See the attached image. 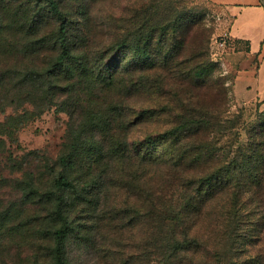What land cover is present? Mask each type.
<instances>
[{
  "label": "trees",
  "instance_id": "16d2710c",
  "mask_svg": "<svg viewBox=\"0 0 264 264\" xmlns=\"http://www.w3.org/2000/svg\"><path fill=\"white\" fill-rule=\"evenodd\" d=\"M94 2L0 0V93H12L29 84L47 101L62 94L66 101L61 105L74 119L67 132L68 151L55 161L49 187L43 189L33 175L19 180L20 202L12 210L0 212V226L10 223L11 236L29 233L38 221L23 208L47 207L51 225L38 227L37 234L54 243L48 262L68 264L66 241L76 228L70 220L76 202L70 200L79 192L73 175L104 160L105 169L97 175L101 178L120 159L133 156L140 165L135 212L142 241H172L174 253L195 252L209 241H218L226 223L231 253L238 241L252 242L242 224H250L255 234L264 231V199L258 189L264 176V114L253 125L246 146L224 149L217 136L210 138L224 122L213 121L212 115L192 102L167 99L159 108L141 110L123 105L136 92L161 90L163 82L158 78L152 82L148 75L162 67L168 70L171 65L190 62L182 78L197 87L208 84L218 65L204 44L189 58L183 57L185 30L187 40L202 11L193 5L180 8L162 0H139L128 18L111 20L117 38L94 53L87 20ZM25 121L23 115L12 116L2 123V131L17 140ZM153 123L161 129L130 148L131 128ZM154 168L165 170L155 177L151 174ZM257 208H263V214L255 223L252 215ZM129 214L127 211L128 222H135ZM225 264H264V247L243 261L231 259Z\"/></svg>",
  "mask_w": 264,
  "mask_h": 264
},
{
  "label": "rangeland",
  "instance_id": "374dc122",
  "mask_svg": "<svg viewBox=\"0 0 264 264\" xmlns=\"http://www.w3.org/2000/svg\"><path fill=\"white\" fill-rule=\"evenodd\" d=\"M138 1L95 0L87 15L90 25L89 45L94 53L117 38L118 34L111 20L122 21L126 16L128 18L131 8L136 7ZM162 1L180 8L192 5L199 7L202 11L201 20L188 31L187 40L185 30L187 46L183 57L189 58L196 48L204 44L208 56L218 65V69L207 85L197 87L181 76L189 70L190 62L171 65L166 67L168 70L158 68L157 72H149L148 76L152 82L156 78L163 82L162 91L157 90L152 94L136 92L123 105L135 110L148 106L159 108L167 99L181 98L185 103L192 102L197 109L212 115L213 121L224 122L210 136L211 139H216L217 136L220 147L236 149L238 145L246 146L252 138L253 125L258 124L259 118L264 114V98L245 101L238 99L250 96L244 93L243 82L238 83L237 93L235 90L237 76L241 70L246 69V63L238 53L239 47L234 49L233 44L225 47L218 45L220 37L228 31L221 20V7L212 0ZM35 89L27 84L16 88L12 93H0V212L12 210L13 205L19 204L22 193L18 183L26 176L36 177L43 189L49 187L55 161L68 151L67 132L74 119L70 118V114L61 105L66 97L57 94L47 101L45 95ZM21 115L25 116L26 121L17 132V140L5 136L2 123L12 116L18 118ZM131 118L135 119V116ZM158 129H161V125L154 123L133 126L128 139L130 148L138 147L148 133ZM3 143L4 148L1 146ZM104 169L105 161L100 160L92 168L86 166L73 175L79 192L73 194L70 200L72 203L76 202L71 206L70 212V220L76 228L75 233L66 241L68 264H225L231 259L243 261L259 253L264 247V231L255 234L250 224L248 227L245 223L242 224V229L253 237L250 240L252 242L238 241V247H235L233 253L230 252L232 242L225 236L228 229L226 223L220 228L218 241H209L195 252L174 253L172 241H142L143 231L137 224L135 212L138 204L139 158H122L113 165L109 173L98 178V170ZM162 170L165 169L154 168L151 174L156 177ZM258 189L259 195L264 199V176ZM247 197L248 194L244 198ZM247 200L251 207V200ZM247 208L245 212L250 209ZM262 209L257 208V212L252 215L255 223L260 219L259 215L263 214ZM23 210L31 219H37L38 224L29 233L22 232L12 236L10 223L5 222L0 226V264H51L47 257L53 251L54 243L37 234L38 227L51 225V210L47 207L26 206ZM127 211H130L129 216L135 222H128ZM237 249L239 255L235 256Z\"/></svg>",
  "mask_w": 264,
  "mask_h": 264
},
{
  "label": "crops",
  "instance_id": "0c3cea01",
  "mask_svg": "<svg viewBox=\"0 0 264 264\" xmlns=\"http://www.w3.org/2000/svg\"><path fill=\"white\" fill-rule=\"evenodd\" d=\"M221 7V20L232 37L233 48L239 47L246 69L239 72L235 90L240 82L245 84L248 98H264V0H212Z\"/></svg>",
  "mask_w": 264,
  "mask_h": 264
},
{
  "label": "built area",
  "instance_id": "2783aa9c",
  "mask_svg": "<svg viewBox=\"0 0 264 264\" xmlns=\"http://www.w3.org/2000/svg\"><path fill=\"white\" fill-rule=\"evenodd\" d=\"M232 42V37L230 36L229 32H225L221 37L220 40H218V45L220 47H225L227 45H230Z\"/></svg>",
  "mask_w": 264,
  "mask_h": 264
}]
</instances>
